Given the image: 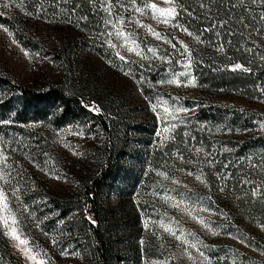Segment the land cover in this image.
Masks as SVG:
<instances>
[{
    "label": "rangeland",
    "instance_id": "1",
    "mask_svg": "<svg viewBox=\"0 0 264 264\" xmlns=\"http://www.w3.org/2000/svg\"><path fill=\"white\" fill-rule=\"evenodd\" d=\"M90 3L99 17L90 30L78 28L72 17L50 20L40 12L24 17L28 31L35 30L48 39L49 50L77 44L73 62L86 64L79 68L84 67L85 72L96 69L94 77L112 81V93L125 87L121 113L128 114L127 119L140 123L143 129L127 133L133 135L129 146L132 152L144 155L139 182L131 193L121 195L112 187L104 198L117 241L116 264H264V224L250 209V204L264 206V146L260 144L264 136V79L235 91L202 86L190 53V42L196 37L191 30L184 31L177 20L176 0ZM153 3L165 11L154 12L150 7ZM1 4L2 0L0 9ZM252 5L264 7L259 0H252ZM138 7L143 11L137 12ZM173 8L175 18L167 11ZM153 33H159L161 38ZM165 38L171 43H166ZM213 41L207 52L218 55L223 40L217 37ZM257 44L260 42L249 41V46L244 43L243 48L258 51ZM182 45L187 46V52ZM149 48L155 50V56L147 51ZM260 50V66L264 69V49ZM251 59L230 64L229 68L240 64L242 67L233 71L255 75L249 66ZM217 62L215 65L220 66ZM60 71L50 54H32L0 24V74L41 87L60 80ZM182 72L187 74L177 75ZM200 109L209 115L214 113L219 120H203ZM5 124L0 129L4 130ZM39 130L51 133L55 158L50 169L33 170L48 181L51 190H68L74 178L91 166L93 147L100 143L101 135L94 128L77 124L52 129L47 121ZM3 138L0 134L2 143ZM8 143L9 140L7 148ZM2 149L0 180L12 188L5 174L3 145ZM0 222L19 256V264H50L20 230L14 210L2 195ZM13 228L20 239L28 241L27 245L18 246L12 238ZM25 247L29 251H23ZM150 249H154L153 255ZM61 254L60 264H82L70 246Z\"/></svg>",
    "mask_w": 264,
    "mask_h": 264
},
{
    "label": "trees",
    "instance_id": "2",
    "mask_svg": "<svg viewBox=\"0 0 264 264\" xmlns=\"http://www.w3.org/2000/svg\"><path fill=\"white\" fill-rule=\"evenodd\" d=\"M90 1L2 0L0 9V24L14 34L18 43L32 54H50L51 60L61 68L60 80L46 82L41 87L0 74V125L7 122L4 130L0 129L5 140L0 142V147L6 148L7 159L3 164L12 186L7 188L0 180V195L14 210L20 230L50 264H60L61 251L66 246L73 248L82 264H116L117 241L104 198L112 187L121 195L131 193L144 169V155L133 153L129 148L133 135H127L128 131L142 132L143 129L140 123L128 120V114L121 113L125 87L112 93L109 85L112 81L94 77L96 69L88 68L90 71L85 72L84 67L79 68L82 64L73 62L77 44H65L52 51L43 34L28 31L25 17L36 12L44 13L50 20L60 16L71 20L72 17L78 28L90 30L99 19ZM176 2L177 20L196 37L190 42V53L202 86L209 90L235 91L248 88L261 77L264 79V69L260 66V49H264V19H261L264 11L261 8L264 7H254L252 0ZM5 3L9 5L6 8L2 7ZM85 36L81 38L86 40ZM217 37L223 40L218 55L215 51L207 52ZM249 41L260 42L258 51L243 48L244 43L249 46ZM250 58L249 66L251 72L256 71L255 75L229 68L230 64L246 63ZM256 73L260 74L256 76ZM93 106L100 111H90ZM200 116L209 122L219 120L214 113L209 115L203 109ZM46 121L52 129L77 124L94 128L101 135L100 143L93 147L91 166L74 178L71 188L62 192L51 190L48 181L33 170V167L50 169L55 158L51 133L43 134L39 130ZM8 140L9 148L5 146ZM260 141L264 146V136ZM13 146L16 151L11 150ZM148 155L149 151L146 157ZM250 209L264 224V206L250 204ZM150 250L153 255L154 249ZM19 260L0 222V264H19Z\"/></svg>",
    "mask_w": 264,
    "mask_h": 264
},
{
    "label": "snow or ice",
    "instance_id": "3",
    "mask_svg": "<svg viewBox=\"0 0 264 264\" xmlns=\"http://www.w3.org/2000/svg\"><path fill=\"white\" fill-rule=\"evenodd\" d=\"M136 2V0H133V3H135ZM241 2H243V0H241ZM254 2H255V0H254ZM259 2H260V4L262 5V6H264V0H259ZM9 5L7 4V3H5L4 5H2V7H8ZM153 10H154V12H163V11H165L164 9H158L157 8V6H156V4H151V6H150ZM136 11L137 12H142L143 11V9H141V8H136ZM170 14H172V16H173V18H175L176 17V9L175 8H173V9H168L167 10ZM0 14H2V13H0ZM261 19H264V17H261ZM122 22V21H121ZM184 31H187V29H183ZM208 29H206L205 31H207ZM149 31H151V29H149ZM156 37H157V39H160L161 38V36H160V34L159 33H153ZM189 35H191V33H189ZM130 36H131V34H130ZM197 39H199V37H197ZM165 42L166 43H171V41H169V40H167L166 38H165ZM133 43H135V39H134V37H133ZM112 47H115V45H112ZM137 47H139V45H137ZM173 47H175V45H173ZM182 47H184V51L185 52H187L188 51V48H187V46H184V45H182ZM129 51H132V49L131 48H129ZM148 52H150V53H152L153 54V56H155L156 55V52H155V50L154 49H152V48H149L148 50H147ZM117 55H119V54H117ZM137 55H142L140 52H137ZM120 59L121 60H123L124 59V57L123 56H121L120 57ZM188 67V65H185V68H187ZM242 66L240 65V64H236L235 65V68L234 69H232V70H236V69H240ZM246 71H247V69H245ZM187 73L186 72H182V73H179V74H177V75H180V76H183V75H186ZM169 83H172L173 81H168ZM178 82V81H177ZM90 111L91 110H94V111H96V112H99L100 111V109L99 108H96V107H91L90 109H89ZM165 111H167V109H165ZM175 111H187L186 109H176ZM4 123H7V122H4ZM176 125L175 124H172L171 125V127H175ZM166 131H167V129H165ZM80 135H83V133H80ZM4 150L3 149H0V154H2V152H3ZM197 151H200L199 149H197ZM189 174H191V173H189ZM159 175H161V176H163L164 175V173L163 172H161V173H159ZM165 178H167V177H165ZM197 179L199 180L200 179V177H197ZM173 183H176V181H173ZM253 195H256V192L254 191L253 192ZM13 223H15V221H13ZM173 235H175V233H173ZM12 238L14 239V240H17L18 241V246L19 245H27L28 244V241L27 240H25V239H20V236L19 235H16V229L15 228H13L12 229ZM176 239H180V236H176ZM195 245H193V247H194ZM23 251H25V252H27V251H29V249L27 248V247H25L24 249H22ZM63 251V250H62ZM65 254H67V253H65ZM262 254H264V251H262ZM200 255L201 256H203L204 255V253L201 251L200 252Z\"/></svg>",
    "mask_w": 264,
    "mask_h": 264
}]
</instances>
